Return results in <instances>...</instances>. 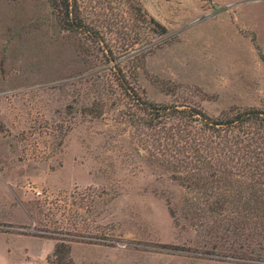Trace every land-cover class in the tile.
Returning <instances> with one entry per match:
<instances>
[{
    "label": "rangeland",
    "instance_id": "obj_1",
    "mask_svg": "<svg viewBox=\"0 0 264 264\" xmlns=\"http://www.w3.org/2000/svg\"><path fill=\"white\" fill-rule=\"evenodd\" d=\"M78 3L103 49L46 0H0V264H67L62 242L73 264H264L252 223L232 249L261 259L201 236L194 192L158 163L168 151L142 150L112 81L212 116L264 106V0Z\"/></svg>",
    "mask_w": 264,
    "mask_h": 264
},
{
    "label": "trees",
    "instance_id": "obj_2",
    "mask_svg": "<svg viewBox=\"0 0 264 264\" xmlns=\"http://www.w3.org/2000/svg\"><path fill=\"white\" fill-rule=\"evenodd\" d=\"M46 2L59 27L80 33L103 49L101 32L82 16L78 0ZM149 21L155 22L152 17ZM112 81L132 104L129 122L141 132L142 150L153 146L157 157L158 152L168 151L167 161L158 163L172 168L174 179L194 192L191 202L197 210L191 219L204 220L197 225L202 227L201 236L215 232L214 237L232 238L223 251L226 257L261 259L263 253L256 249H251L250 254L256 253L252 257L235 254L232 246L249 223L253 231L243 239L255 240L259 249L264 242V106L233 108L212 116L197 106L148 100L124 74L114 73ZM239 247L250 249L243 243ZM52 255L73 264L63 242L55 245Z\"/></svg>",
    "mask_w": 264,
    "mask_h": 264
}]
</instances>
